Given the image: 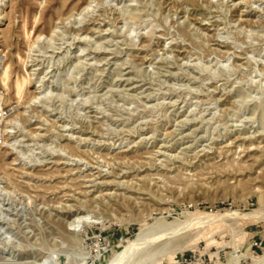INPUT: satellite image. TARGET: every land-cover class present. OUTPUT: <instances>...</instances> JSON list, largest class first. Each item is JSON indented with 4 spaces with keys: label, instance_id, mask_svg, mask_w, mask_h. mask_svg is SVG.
Returning a JSON list of instances; mask_svg holds the SVG:
<instances>
[{
    "label": "rangeland",
    "instance_id": "374dc122",
    "mask_svg": "<svg viewBox=\"0 0 264 264\" xmlns=\"http://www.w3.org/2000/svg\"><path fill=\"white\" fill-rule=\"evenodd\" d=\"M0 96V264L264 256V0H0Z\"/></svg>",
    "mask_w": 264,
    "mask_h": 264
},
{
    "label": "bare ground",
    "instance_id": "6f19581e",
    "mask_svg": "<svg viewBox=\"0 0 264 264\" xmlns=\"http://www.w3.org/2000/svg\"><path fill=\"white\" fill-rule=\"evenodd\" d=\"M4 74L3 75V80L5 81L8 77H9V67L5 68L4 69ZM23 85L20 83L17 85V92L18 94L20 95L23 91ZM2 100V96H0V101ZM1 123V122H0ZM5 130V129H4ZM6 132V130H5ZM81 219L82 218H79L76 220V222L80 225L81 223ZM201 221V220H200ZM207 220H203L201 222H205ZM180 226V225H179ZM141 239H138L136 240L134 243L130 244L127 248H124L118 255L117 257L113 260L112 264H139L141 261H142V257H138V256H141L142 254H139L137 257H133V255H131V250L134 249L136 246L140 245V243L142 241H140ZM142 245V244H141ZM154 253V252H153ZM152 254V252H151ZM146 256H150L149 253L145 254ZM143 256V255H142ZM145 256V257H146ZM131 258L133 257L132 259L128 260L127 258ZM43 263V262H42ZM45 263V262H44ZM256 264H264V256H262L261 259L257 260V263Z\"/></svg>",
    "mask_w": 264,
    "mask_h": 264
},
{
    "label": "built area",
    "instance_id": "2783aa9c",
    "mask_svg": "<svg viewBox=\"0 0 264 264\" xmlns=\"http://www.w3.org/2000/svg\"><path fill=\"white\" fill-rule=\"evenodd\" d=\"M10 112H11V109L0 107V121H3L4 119H6L9 116ZM2 144H3V129L0 123V147L2 146ZM255 246L260 247L258 243H256Z\"/></svg>",
    "mask_w": 264,
    "mask_h": 264
}]
</instances>
